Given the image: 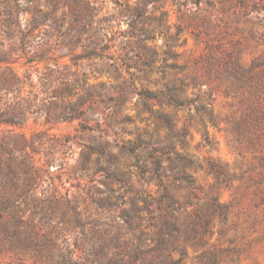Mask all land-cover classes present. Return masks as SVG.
<instances>
[{
	"label": "rangeland",
	"instance_id": "rangeland-1",
	"mask_svg": "<svg viewBox=\"0 0 264 264\" xmlns=\"http://www.w3.org/2000/svg\"><path fill=\"white\" fill-rule=\"evenodd\" d=\"M0 264H264V0H0Z\"/></svg>",
	"mask_w": 264,
	"mask_h": 264
},
{
	"label": "trees",
	"instance_id": "trees-1",
	"mask_svg": "<svg viewBox=\"0 0 264 264\" xmlns=\"http://www.w3.org/2000/svg\"><path fill=\"white\" fill-rule=\"evenodd\" d=\"M144 94H146V96H152V97H158V96L163 95V93L156 94V93H152V92H148V91H144ZM171 100H173V102H175L174 99H171Z\"/></svg>",
	"mask_w": 264,
	"mask_h": 264
}]
</instances>
